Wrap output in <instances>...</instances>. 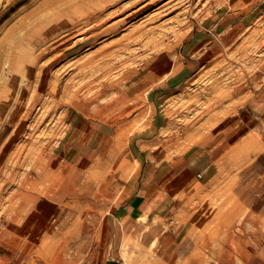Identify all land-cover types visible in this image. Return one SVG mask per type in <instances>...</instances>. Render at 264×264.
<instances>
[{"label": "rangeland", "instance_id": "obj_1", "mask_svg": "<svg viewBox=\"0 0 264 264\" xmlns=\"http://www.w3.org/2000/svg\"><path fill=\"white\" fill-rule=\"evenodd\" d=\"M210 16L226 43L183 74L179 48ZM263 82L264 0H0V264H144L110 218L114 155L137 132L169 156L202 150L237 87Z\"/></svg>", "mask_w": 264, "mask_h": 264}, {"label": "crops", "instance_id": "obj_2", "mask_svg": "<svg viewBox=\"0 0 264 264\" xmlns=\"http://www.w3.org/2000/svg\"><path fill=\"white\" fill-rule=\"evenodd\" d=\"M228 26L222 16L194 25L179 48L183 74L220 52ZM233 100V112L202 150L169 156L152 147L157 139L149 132H137L114 155L115 162L123 152L113 172L106 171L117 180L110 218L138 241L144 264H264V82L237 87ZM92 133L100 152L97 138L107 132ZM106 149L103 167L111 169L114 146ZM202 221L208 226L200 235ZM100 256L89 264H116Z\"/></svg>", "mask_w": 264, "mask_h": 264}, {"label": "bare ground", "instance_id": "obj_3", "mask_svg": "<svg viewBox=\"0 0 264 264\" xmlns=\"http://www.w3.org/2000/svg\"><path fill=\"white\" fill-rule=\"evenodd\" d=\"M75 2H77V1H84V0H74ZM67 9V8H66ZM68 9H70V8H68ZM63 11V10H62ZM55 14V13H54ZM40 35V34H39ZM103 66V65H102ZM122 97V96H121Z\"/></svg>", "mask_w": 264, "mask_h": 264}]
</instances>
